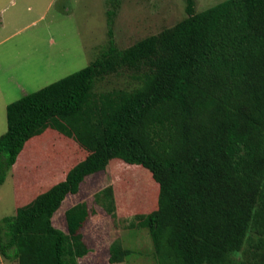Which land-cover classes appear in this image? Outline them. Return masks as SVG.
I'll list each match as a JSON object with an SVG mask.
<instances>
[{"label": "trees", "instance_id": "obj_1", "mask_svg": "<svg viewBox=\"0 0 264 264\" xmlns=\"http://www.w3.org/2000/svg\"><path fill=\"white\" fill-rule=\"evenodd\" d=\"M86 68L7 106L0 185L30 141L50 129L88 152L66 178L0 222V255L17 264H78L90 250V217L78 203L53 219L84 181L117 160L148 170L159 185L146 223L156 256L169 264H264V0H225L132 46L112 30ZM134 73L135 89L100 88ZM257 237V240L254 239ZM258 241L256 244H252ZM248 245L246 249L245 246ZM111 263L129 255L119 242Z\"/></svg>", "mask_w": 264, "mask_h": 264}, {"label": "rangeland", "instance_id": "obj_2", "mask_svg": "<svg viewBox=\"0 0 264 264\" xmlns=\"http://www.w3.org/2000/svg\"><path fill=\"white\" fill-rule=\"evenodd\" d=\"M114 1L119 4L112 30L121 49L188 16L186 0H0V137L7 132L8 105L98 58L108 43V11ZM223 1L195 0V11ZM139 85L135 74L126 72L108 76L99 86L111 91ZM87 155L74 139L52 129L30 141L0 185V222L63 181ZM159 192L148 170L115 160L104 172L88 177L77 195H69L53 222L66 232L65 212L78 203L88 205L90 217L81 232L90 252L78 264H113L110 249L115 242L129 255L114 264H169L156 256L146 223L158 209ZM250 260L242 253L235 264ZM0 264L17 262L0 255Z\"/></svg>", "mask_w": 264, "mask_h": 264}]
</instances>
